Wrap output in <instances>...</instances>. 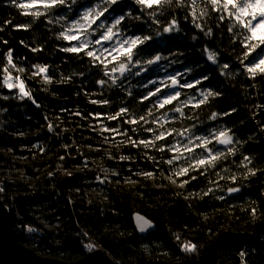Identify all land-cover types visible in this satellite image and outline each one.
<instances>
[{
	"label": "trees",
	"instance_id": "trees-1",
	"mask_svg": "<svg viewBox=\"0 0 264 264\" xmlns=\"http://www.w3.org/2000/svg\"><path fill=\"white\" fill-rule=\"evenodd\" d=\"M96 4L103 5V0H77L75 4L66 0L52 12L37 5L29 11L44 14L33 22V16L24 15L11 0H0V97H10L0 99V197L11 209L21 241L42 254L69 261L102 247L118 264H264V76L253 78L245 71L250 60L264 58L261 49L243 59L247 49L240 43L242 31L228 32L230 21H219L218 13L213 12L208 22L213 29V39L208 40L192 22L187 7L150 9L136 0H118L99 22L110 26L113 18L124 16L116 38L151 37L134 49L133 63L157 54L167 59L147 67L137 64L132 70L139 71L138 76H126L120 88L107 89L98 83L107 79L100 66L82 54L64 52L63 48L75 43L57 40L56 34L64 29L49 23L64 16L65 25H70ZM173 17L179 31L163 32ZM100 32L93 38H99ZM205 47L219 53L217 64L208 61ZM8 53L15 67L9 65ZM36 64L49 66L46 74L54 80H59L60 72L68 75L75 70L82 75L69 83H53L45 92L44 73L37 74ZM224 64H228L225 73H239L234 80L221 74ZM21 67L23 74L18 72ZM5 74L25 83L28 95L23 100L16 98L21 94L18 88L5 85ZM166 76H176L178 84L168 87ZM185 83L193 87H182ZM130 85H136L131 96L127 93ZM157 87L162 94L145 99ZM207 90L218 95L209 98L207 105L185 107V118L170 119L166 127H190L194 136H208L221 127L230 129L240 151L219 160L215 168L205 166L176 175L186 161L167 163L175 156L167 149L181 139L175 134L157 141V148L122 143L128 138L152 140L153 133L145 129L157 128L158 124L151 123L153 118L164 112L170 118L178 117L171 110L180 101L188 96L199 101L200 92ZM174 91L181 93L179 99L159 108L158 101ZM92 100L110 103L93 104ZM122 107L128 112L116 120L107 119ZM153 108L158 111L149 123H127ZM212 111L222 115L209 121ZM134 127L138 131H131ZM160 146L165 151H159ZM231 147L216 141L209 145L213 154ZM202 152L196 149L194 153ZM106 153L117 159H109ZM120 155L131 159L119 160ZM245 157L254 175L221 178L244 172L238 165ZM102 168L115 169L118 174L109 173L105 179ZM233 189L237 192L231 194ZM197 193L208 194L200 198ZM137 212L150 217L158 229L140 234L134 222ZM186 244L195 245V251H185Z\"/></svg>",
	"mask_w": 264,
	"mask_h": 264
},
{
	"label": "snow or ice",
	"instance_id": "snow-or-ice-1",
	"mask_svg": "<svg viewBox=\"0 0 264 264\" xmlns=\"http://www.w3.org/2000/svg\"><path fill=\"white\" fill-rule=\"evenodd\" d=\"M111 4H117L118 0H110ZM137 3H140L144 5L147 8H154V6L161 7L163 4V0H136ZM11 3L15 5V7L23 10L24 15H33L34 12H30L29 9H32L36 7L37 5H42L45 9L51 8L56 9L60 6L65 5L66 0H11ZM72 4L77 3V0H75V3L73 0H71ZM204 3L207 4L208 0H204ZM211 11L218 13V16L216 19L219 21H235V24L239 26V29L244 33L243 39L240 41V43L243 45L247 51H245V55L248 60L249 54L253 51H255L257 48L261 49V56H264V48L261 46H264V0H211ZM108 7L105 5L103 9L97 8L95 10V14L93 13L92 6H88L82 14H79V19H75L72 22V26L66 30H64L65 34V40L68 41H77L78 43L73 44L72 46L65 47L62 50L64 52L73 53L77 55H81L82 57H88L91 61H94V64H98L100 68L105 69L106 71L103 73V76L107 77L108 75H111L113 77V80L115 81L116 77V71L115 69H112L111 71H107L110 69L109 65L116 64L120 59H127V60H133V53L134 49L137 48L138 45L144 44L143 41H137L136 36L129 40L128 38H116L118 33L116 32L117 26L121 24V21L124 20V16H120L119 18H113V23H111L110 26L105 25L103 22H99L100 18L104 16L105 13L108 12ZM155 13V12H154ZM44 13H41L39 11L35 12L36 16L43 15ZM193 19L196 17V13L193 10L191 13ZM176 20H172L171 23L164 27L165 32L172 31V27L176 26ZM93 25H95V30L93 31ZM23 27H27V25H24ZM200 28L203 30V26L200 25ZM100 29H103V32H100ZM228 32H233L234 28H227ZM96 32H100L99 38H93L95 36ZM69 34L71 35V38H69ZM110 37L109 39H106L105 37ZM87 37H90V39H87ZM115 40L114 43H112L111 48L107 46V43L102 42H112ZM136 44V47L133 48L132 45ZM96 45H99L100 47L97 48ZM91 46V47H90ZM128 49H131V51H128ZM34 51H38V49H34ZM103 53V55H101ZM108 57H111L109 59ZM159 57H156V60H158ZM211 59V57H209ZM8 63L9 65H12L15 67V65L12 64V58L11 53H8ZM149 63H154V61H149ZM224 67H228V64H224ZM126 70V69H125ZM5 73L8 72V69H4ZM245 71L249 74L250 77L255 78L257 75L264 76V58L259 59L258 61L256 59H252L249 61L248 64L245 65ZM39 73H47L46 68H41L37 71V74ZM125 76L123 79H126ZM19 80L20 85V92L23 95H28V93L25 91V88L23 86V81L19 79V77L16 78ZM123 79L120 81V84H122ZM207 79V77H205ZM12 80V77L10 75H7L5 78V85L9 88H13L14 85L10 81ZM169 81L171 86L169 84L168 87L174 88L178 81L176 79V76L169 77ZM98 83L102 86L104 84V80L101 79L98 81ZM153 84H155V81H152ZM196 83H200L199 80L196 81ZM185 88H192L193 85L190 83H185L181 85ZM157 94L161 93V88L157 87L155 92H150L148 95L145 96V99H148V96H155ZM181 93L179 91L171 92L167 95H164V98L162 100L158 101L159 108H164L165 105L171 104L173 101H176L179 99ZM91 103L93 104H104L107 105L108 100H92ZM193 107H199L201 104L199 102L195 104H191ZM189 106V105H188ZM177 112H179V109H177ZM125 113H127V108L122 107L119 112L115 113V115H112L111 117H107L109 120H116L118 117L123 116ZM141 121H143V118L137 120L136 118H131L130 123L132 125H137ZM127 123L129 124V119L127 120ZM157 124H159V121H156ZM104 131H113L116 132V129H109L104 128ZM152 128L149 127L148 131H151ZM133 131V129H131ZM175 134L174 132H167L164 134H157V140L158 141H165L169 136H172ZM125 136H127V133H124ZM176 135V134H175ZM227 136V133L221 132L219 134V137H214L215 141L217 142V139H219L222 144L228 143L229 141L225 139ZM130 143L133 146H138L137 141L131 140ZM154 143L152 140H140L139 144H151ZM187 143V141H186ZM212 143V139H199V137L196 139L194 143H192L189 147H183L185 143H181L180 141L171 148L169 147L167 151L175 152V153H189V152H195L196 149H206L207 158L196 161L195 164H193L192 171H196L199 168L205 167L207 165L213 164L216 160L219 159L218 156L213 154V149L209 148V145ZM173 145V144H172ZM159 151L163 152L165 151L164 147H160ZM218 152V151H217ZM176 156V155H175ZM174 156V157H175ZM247 159V158H246ZM169 163H172V159L168 160ZM189 172V168H183L177 173L176 175L184 176L187 175ZM149 175L151 173H148ZM255 174L254 172L252 173ZM192 179H195V177H192ZM187 183V181H185ZM183 186V185H181ZM233 191H236V189H233ZM142 217H137L138 221H141ZM144 224H147V221H144ZM143 226L141 227V230H143ZM196 246L192 244H186L184 246L185 251H195Z\"/></svg>",
	"mask_w": 264,
	"mask_h": 264
},
{
	"label": "clouds",
	"instance_id": "clouds-1",
	"mask_svg": "<svg viewBox=\"0 0 264 264\" xmlns=\"http://www.w3.org/2000/svg\"><path fill=\"white\" fill-rule=\"evenodd\" d=\"M73 2L75 3V0H73ZM137 3V2H136ZM137 4H140V3H137ZM105 5L110 8L112 6L110 0H103V5L102 4H96L95 6L92 7V10H93V13L95 14V10L97 8H104ZM142 5V4H140ZM144 6V5H142ZM187 7L189 11H195L196 13V17L195 19H193V23L195 24L196 28L200 29L203 33H204V36L206 39L208 40H211L213 39V29L208 25V22L210 21L211 19V16H212V11L210 10L211 7H212V4H211V0H208V3L205 4L204 3V0H163V4L161 5V8H171L173 10L177 9V8H185ZM19 9V8H18ZM21 10V9H20ZM23 11V10H22ZM45 11L47 12H52L53 9L51 8H48V9H45ZM131 14L129 13V16ZM150 16H154L155 13H149ZM161 15H163V12H161ZM33 22H35V19L38 18V16L35 15V12L33 13ZM138 19V18H137ZM175 18L173 17V20ZM65 20H66V17L64 16H60V17H57L54 21L52 19L49 20V23L50 24H55V25H59L61 28H63L64 30L70 28L72 25H65ZM203 23V30L200 28V25H202ZM27 27H31V25H27ZM228 27L229 28H234L235 29H239V26H237L235 24V21H230V23L228 24ZM64 30L63 31H60L59 33L56 34L55 38L57 40H65V34H64ZM119 29L116 28V32H118ZM172 31H179V28L178 27H172ZM163 32L164 31V28H163ZM230 33H233V35H236L235 31L233 32H230ZM242 35H245L244 33H241ZM156 35L159 36L161 35V33L159 31L156 32ZM69 38H71V35L69 34ZM106 39H109L110 37H105ZM87 39H90V37H87ZM132 38L129 37V40H131ZM149 39H151L150 36L148 35H144V36H140V35H137L136 36V40L137 41H143L144 43L146 41H148ZM197 39V37L194 35L192 36V40L195 41ZM133 48L136 47V44L134 43L132 45ZM128 51H131V49H128ZM204 53L206 54V57L208 59V61H210L212 64H217L218 63V57H219V53L213 49H209L207 47L204 48ZM101 55H103V53H101ZM133 55H135V53H133ZM156 57H159L158 60H156ZM209 57H211V59H209ZM167 59L166 56L164 55H160V54H157L156 56H154L153 58L151 59H145V60H137L135 61V63H133V60H127V59H120L116 64H113L111 65L110 69L107 70V71H111L112 69H115L116 71V77H115V81L113 80V77L111 75H108L107 76V79H103L104 80V84L102 86H106L107 89H112V88H120V81L125 77V76H131V77H135V76H138L140 73L139 71L137 72H133V68L137 65V64H140L144 67H147V66H150L152 64H154L155 62L157 61H161V60H165ZM243 59H247L245 53L243 55ZM149 61H154V63H149ZM91 63H94V61H91ZM131 65V67H130ZM37 71L41 68H46L49 67V66H45V65H42V64H36L34 66ZM228 67H224V65L221 66L220 70H221V74L222 75H228L230 76L233 80L236 78V75H238L239 73H225L224 72V69H227ZM126 69V70H125ZM57 71H59V69H57ZM100 71L102 73H104L106 70L101 68ZM189 71H191V69H189ZM18 72L23 74L25 72V69L23 67L19 68L18 69ZM248 74V73H247ZM79 75H82V73H79V72H76L75 70H72L68 75H65L63 72H60V78L59 80H54L52 77L48 76L46 73H44V75L42 76V80H41V83L44 84V85H47L48 87H45L43 89V91L45 92H49L50 91V86L53 84V83H69L71 81V78L74 77V76H79ZM249 75V74H248ZM7 74H5V78H6ZM105 77V76H104ZM4 78V79H5ZM101 80V79H100ZM99 81V80H98ZM11 83H13L14 87L13 88H18L19 91H20V85H19V80H11L10 81ZM150 83H152V81H150ZM23 86L25 88V85H24V82H23ZM145 87H147V85H144ZM169 86H171V84H169ZM136 85H130V87L127 89V93L129 96L132 95V88H135ZM122 91H124V89H121ZM21 93V92H20ZM52 95H55V93H52ZM218 93L214 92V91H211V90H207V91H201L200 92V96L202 97V99H200L199 101H196L195 97L193 96H188V98L186 100H183V101H180L177 106L172 109L171 111L175 112V113H178L179 116L178 117H169L168 115V112H164L163 114H161L159 117H155L151 120V123L153 124H157L156 121L158 120L159 121V124L157 126V128L155 129H152V133H153V136H152V141H154V143H151V144H143V147L144 148H157V144L156 142L158 141L157 140V134H164V133H167V132H174L176 134L177 137H183L186 139L187 143H185L183 145V147H189L192 145V143H194L196 141V139L199 137V139L203 140V139H211L210 137L208 136H194L193 135V131H192V128L190 127H185L183 128V130L181 128H176V127H172V128H168L166 127V124L169 122V120L171 119L173 122L177 121V120H180L181 118H185V112H184V108L187 107L188 105H191V104H194V103H197L199 102L201 105H207L209 103V98H212V97H215L217 96ZM17 99H20V100H23L25 97L24 95L21 93L18 97H16ZM29 99H31V96L29 95L28 97ZM0 99H3V100H8L10 99L9 96H2L0 97ZM110 102L108 101L107 105L109 104ZM177 109H179V112H177ZM158 111V109L156 108H153L151 110H149V112L145 115H141V116H138L136 117L137 120L141 119V117L143 118V122L145 124L149 123V117L150 116H153V114ZM127 112H128V109H127ZM222 114L217 112V111H212L210 113V115L207 116V120L209 121H215L217 120ZM112 115H109L108 117H111ZM187 119H193L194 117L193 116H188L186 117ZM3 125V121H0V127H2ZM129 125H132L130 123V119H129ZM141 127H143L141 125ZM48 130L50 132H54V128L49 126ZM146 131H148V129H145ZM138 131L137 128H133V132H136ZM215 132V136L214 137H219V134L221 132H224V133H227V136L225 139H227L229 142L228 143H223L217 139V144L219 145H224L225 147H227L228 145H232L231 148H227V151H218L215 153L216 156L219 157L218 160H216L213 164H210V165H207L206 167L207 168H215L216 166V163L219 161V160H224V159H227L229 156H234L237 152L240 151V148L236 147V144L233 143V136L229 134L230 132V129H227V128H224V127H221L219 128L218 130H213ZM131 141V138H128L127 140L123 141L122 143L123 144H128L130 143ZM179 141H176L175 143H173L172 146H175ZM236 143L238 144H242L243 142H240V141H237ZM137 144H139V141H137ZM115 146V145H114ZM171 146V147H172ZM160 147H163V146H160ZM159 147V148H160ZM170 147V148H171ZM159 150V149H158ZM171 152V151H169ZM204 153H206V149L204 150V152L200 153V154H196V153H193V152H189L187 153V156H185V153H178L175 157L171 158L172 159V163H169L167 161V163L169 165H172L174 164L176 161H186V164H183L181 165L177 171H180L181 169L183 168H189V171L192 170V165L196 163V161L198 160H202V159H206L207 158V155H205ZM106 155L108 156L109 159H117V157H113L111 156L110 153H106ZM245 157V159L243 161H241V164L238 165V167H243L245 169L244 172H241V173H235L231 176H228V175H224L222 176L221 178L223 179H231V180H236L238 178H244V179H247L249 175H252V173L254 172L252 169L248 168L247 165L249 163H251V161ZM119 160H123V161H127L129 159H131V157L129 156H126V155H120L118 157ZM150 159H152V157H150ZM101 171H103L105 173V179H107L108 177V174L111 173L112 175H117V171L115 169H108V168H102ZM149 178L152 177V174H146ZM211 191V189L209 190ZM208 193H197V196H200V198H203V195H207ZM148 223V222H147ZM141 230V229H140ZM141 231H144L141 230Z\"/></svg>",
	"mask_w": 264,
	"mask_h": 264
},
{
	"label": "water",
	"instance_id": "water-1",
	"mask_svg": "<svg viewBox=\"0 0 264 264\" xmlns=\"http://www.w3.org/2000/svg\"><path fill=\"white\" fill-rule=\"evenodd\" d=\"M237 191L230 190L231 194ZM137 217H142L141 221ZM147 221V224H144ZM137 231L146 235L158 229L157 224L147 215L137 212L134 215ZM143 226L144 231H141ZM0 264H118L104 248L98 247L85 257L69 261L41 254L21 241L15 226L12 212L6 202L0 198Z\"/></svg>",
	"mask_w": 264,
	"mask_h": 264
},
{
	"label": "rangeland",
	"instance_id": "rangeland-1",
	"mask_svg": "<svg viewBox=\"0 0 264 264\" xmlns=\"http://www.w3.org/2000/svg\"><path fill=\"white\" fill-rule=\"evenodd\" d=\"M74 43H78L77 41H73ZM115 42V40H113L112 42H102V43H107V46L109 47V48H111V46H112V43H114ZM97 48H99L100 46L99 45H97L96 46ZM12 77V80L13 81H15L16 80V78L14 77V76H11ZM166 79H168L169 77L168 76H166L165 77ZM20 80H21V78H19ZM24 85H25V83H24ZM25 91L28 93V91L26 90V87H25ZM214 136H215V132H213L211 135H208V137H210L211 139H212V141H215V139H214ZM177 141H180L181 143H186V139L185 138H183V137H181V139H179V140H177ZM173 153H175V152H173ZM177 153H175V155H176ZM186 154V153H185ZM178 172V171H177ZM179 176V175H178ZM174 180H176V179H174ZM178 181H176V183H177ZM177 185H179L178 183H177ZM1 198V197H0ZM2 199V198H1ZM42 254V253H41ZM43 255H46V254H43Z\"/></svg>",
	"mask_w": 264,
	"mask_h": 264
},
{
	"label": "bare ground",
	"instance_id": "bare-ground-1",
	"mask_svg": "<svg viewBox=\"0 0 264 264\" xmlns=\"http://www.w3.org/2000/svg\"><path fill=\"white\" fill-rule=\"evenodd\" d=\"M7 204V203H6ZM9 207V206H8ZM10 208V207H9ZM11 210V209H10Z\"/></svg>",
	"mask_w": 264,
	"mask_h": 264
}]
</instances>
